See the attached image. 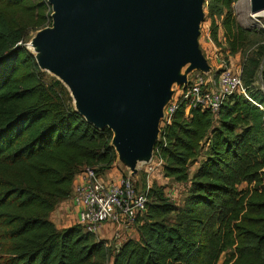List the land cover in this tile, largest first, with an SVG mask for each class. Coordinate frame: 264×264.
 <instances>
[{
  "label": "trees",
  "instance_id": "16d2710c",
  "mask_svg": "<svg viewBox=\"0 0 264 264\" xmlns=\"http://www.w3.org/2000/svg\"><path fill=\"white\" fill-rule=\"evenodd\" d=\"M237 1L208 0L211 37L222 46V28L231 55L255 33L238 21ZM52 22L48 0H0V264H217L230 248L225 264H264V109L238 94L218 113L187 114L183 102L161 131L155 154L164 175L190 184L183 206L154 184L137 237L119 247L78 223L56 226L50 216L72 196L76 176L87 167L106 175L117 152L113 131L88 122L26 46ZM263 59L260 45L244 85L264 106L251 89Z\"/></svg>",
  "mask_w": 264,
  "mask_h": 264
},
{
  "label": "water",
  "instance_id": "95a60500",
  "mask_svg": "<svg viewBox=\"0 0 264 264\" xmlns=\"http://www.w3.org/2000/svg\"><path fill=\"white\" fill-rule=\"evenodd\" d=\"M251 1L254 13L264 10V0ZM199 2L49 0L52 26L38 37H48L50 67L72 82L78 112L113 131V145L135 173L139 159L153 156L160 105L171 82L181 79V65L199 58L192 47Z\"/></svg>",
  "mask_w": 264,
  "mask_h": 264
},
{
  "label": "rangeland",
  "instance_id": "374dc122",
  "mask_svg": "<svg viewBox=\"0 0 264 264\" xmlns=\"http://www.w3.org/2000/svg\"><path fill=\"white\" fill-rule=\"evenodd\" d=\"M188 1H196V0H188ZM49 2V0H48ZM52 5V4H51ZM199 9L201 12V18L198 24V33L193 39V50L198 55V60L196 62L188 61L185 64L181 65L177 75L181 77L180 80H174L171 82L169 91L165 96L164 100L160 105V115H159V124H158V133L156 139L158 140L161 136V131L166 125L167 120V109L169 105L174 102L181 92L183 88L188 84L194 82L196 77L204 76L206 78H210L211 80H217L219 73L224 70H231L236 75L241 76L243 82H245L244 70L249 64L250 58L254 55L255 51L259 48L260 45H264V14H255L252 11L251 0H239L234 4V12L238 19V21L246 28L253 30L255 33L252 35L251 40L247 44V46L240 53L231 55L229 49H227V45L224 41L223 29H219V38L222 41V46H218L211 37V18L209 16V4L208 0H200L198 3ZM54 13V9L52 6V16ZM222 18L217 17V23L221 24ZM52 26V25H51ZM49 27V26H48ZM47 28V27H46ZM35 30L31 32L30 38L26 43V46L29 48V44L32 41L37 39L38 35L41 31ZM39 38V37H38ZM49 54L46 56V50ZM43 47L38 53L33 54L36 57L37 63L40 68L45 71L49 76L56 77L60 79L69 89L72 97L73 103L77 111L80 110V105L77 99V93L74 92L73 88L69 85V83L64 80V78L60 75V73H56V71L51 68L50 64H53L54 57L52 56V47ZM55 56V55H54ZM46 57V58H45ZM41 58V60H39ZM45 58V59H44ZM44 59V60H42ZM263 67H264V59L262 61V65L257 75L254 78V82L251 85L252 94L260 93L264 94V79H263ZM114 143V142H113ZM115 147V146H114ZM117 152V160L112 169H110L107 173H112L113 176H131L137 187L140 191H146L148 186L151 188L154 184L161 186L165 189L166 195L178 206H183L186 200V197L189 194L190 184L189 183H178L173 181L172 179L166 177L162 168L156 166L155 159L152 158V164L155 167V170L149 171L148 166L144 163L145 159L141 160L138 157V161L136 166V173L133 172L130 163L124 154H122L116 147ZM151 160V159H150ZM149 160V161H150ZM201 160V159H199ZM197 163L192 165V171H194L197 167ZM134 169V170H135ZM106 173V174H107ZM107 179L105 174L102 176ZM242 188H247V184H243ZM174 216V215H173ZM172 216V217H173ZM109 227H114L113 225H108ZM115 228V227H114ZM113 228V236L108 240L112 243L113 246L119 247L122 242L127 240L128 238L137 237V226L133 225L130 228H121L120 231L115 230ZM98 237H101L98 233H95ZM103 234V233H102ZM264 253V246L261 248ZM234 251V248H230L222 252L219 261L217 264H225L227 259L230 258L231 253ZM232 263V262H231ZM230 263V264H231Z\"/></svg>",
  "mask_w": 264,
  "mask_h": 264
},
{
  "label": "built area",
  "instance_id": "2783aa9c",
  "mask_svg": "<svg viewBox=\"0 0 264 264\" xmlns=\"http://www.w3.org/2000/svg\"><path fill=\"white\" fill-rule=\"evenodd\" d=\"M234 94L243 95L264 109L250 96L241 76L231 70H224L219 73L217 80L198 75L193 83H187L179 97L169 105L166 125L171 123L173 114L183 102L186 103L187 114L195 107L218 113L223 103ZM152 158L156 166L162 168L163 160L156 156L155 150ZM152 158L144 163L149 171L155 170L150 164ZM79 175L82 181L74 185L71 198L79 208L78 224L84 231L98 233L103 225H113L118 230L130 228L137 225L138 218L146 213L150 186L146 191H140L131 176H121L119 180L106 179L90 167Z\"/></svg>",
  "mask_w": 264,
  "mask_h": 264
},
{
  "label": "crops",
  "instance_id": "0c3cea01",
  "mask_svg": "<svg viewBox=\"0 0 264 264\" xmlns=\"http://www.w3.org/2000/svg\"><path fill=\"white\" fill-rule=\"evenodd\" d=\"M107 178L114 180H119L121 176H113L112 173H107L105 175ZM82 177L78 174L76 176L74 185L81 182ZM78 210L79 208L73 203L72 198H68L59 203L57 208L52 212L50 219L56 224L58 228H66L78 223ZM113 228L108 225H103L100 227L98 234L101 235L100 238L109 239L113 236ZM115 230H118L114 228ZM127 229V228H126ZM119 229L118 231H120ZM103 233V234H102Z\"/></svg>",
  "mask_w": 264,
  "mask_h": 264
},
{
  "label": "bare ground",
  "instance_id": "6f19581e",
  "mask_svg": "<svg viewBox=\"0 0 264 264\" xmlns=\"http://www.w3.org/2000/svg\"><path fill=\"white\" fill-rule=\"evenodd\" d=\"M251 4H252V1H251ZM254 12V11H253ZM56 13V12H55ZM264 14V10H261L260 12H256L255 14ZM48 45V37H39V38H37V39H35V41H32L30 44H29V49L30 50H32V51H34L35 53H38L39 54V52L41 51V50H43V47L45 48L46 46ZM41 58H39V60H40ZM60 75L64 78V80H66L68 83H69V85L71 86V88H73V90H74V92L75 93H77L76 92V90H75V88H74V86H73V84H72V82H69L68 81V79L62 74V73H60ZM82 111V110H81ZM84 115L86 116V118H88V119H90V116L87 114V113H84ZM115 131V133H116V130H114ZM142 154L140 155V156H144L145 155V153H144V150H142V152H141ZM140 158V157H139Z\"/></svg>",
  "mask_w": 264,
  "mask_h": 264
}]
</instances>
